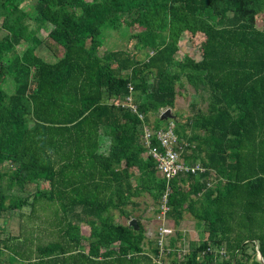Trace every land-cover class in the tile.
<instances>
[{"label":"trees","instance_id":"16d2710c","mask_svg":"<svg viewBox=\"0 0 264 264\" xmlns=\"http://www.w3.org/2000/svg\"><path fill=\"white\" fill-rule=\"evenodd\" d=\"M23 3L0 0V164H13L7 189L27 180L49 181L47 198L70 219L61 224L60 242L37 247L35 261L16 254L27 264H158L136 244L143 240L139 223L137 229L112 224L110 212H121L128 199L145 193L160 201L165 182L147 155L143 129L171 121L175 150L206 172L171 181L166 218L178 223L186 212L198 222H220L231 252L220 264H246L237 258L245 242L257 243L264 259V24L258 29L253 21L264 0H34L22 8ZM119 19L159 38L146 61L128 51L98 53L102 27ZM41 30L44 40L37 36ZM164 33L206 38L201 59L191 60L181 75L171 70L175 50L163 44ZM41 45L55 62L38 56ZM180 78L209 104L202 112L191 101L193 116L181 129L174 120L160 119L161 110L175 106ZM8 80L14 89L9 95L3 89ZM128 96L136 113L112 102ZM149 115H156L152 126ZM26 205L0 192V211ZM77 221L88 225V236ZM153 254L159 256L157 245ZM175 264L197 262L193 257Z\"/></svg>","mask_w":264,"mask_h":264},{"label":"rangeland","instance_id":"374dc122","mask_svg":"<svg viewBox=\"0 0 264 264\" xmlns=\"http://www.w3.org/2000/svg\"><path fill=\"white\" fill-rule=\"evenodd\" d=\"M28 5H30V3L24 2L21 7L25 8L24 6ZM254 14V25L258 29H262L264 24V6L257 7L254 10ZM121 21L122 20L119 19L113 27L110 24H106L102 27L99 37L100 44H98V53L101 55L108 50L128 51L138 61H146L152 54L156 43L158 44L159 38L155 34H146L144 32V30L147 31L145 26L127 27ZM164 35L165 41L163 44L175 50L172 61V63H174L171 66L173 73H179L181 75V70L187 67L191 60L198 61L201 59L202 49L206 43V38L202 34L180 33L178 37L174 39L171 37L167 38L166 33H164ZM37 36L41 40L46 38L42 30L37 33ZM25 47L26 45L23 44L18 50H24ZM49 52L50 51L43 45L39 46L37 50L38 56L42 57L46 62L53 63L56 59L53 58ZM127 74L128 72L123 73L124 76ZM153 75L154 73L150 75V79L148 80L150 84ZM3 76L4 72L0 70V77ZM6 79L5 81H7ZM3 89L6 94H11L14 90L12 82L8 80L7 84H4ZM175 89V106L173 109L167 108V110H170L173 116L171 120H174L181 129V124L185 125L186 119L193 116L191 107L189 106L191 101H194L198 110L202 112H208L209 104L206 95L201 91H195L186 83L185 79L180 78L175 84ZM135 95L136 93L134 97ZM140 99L141 101L144 100L145 95H140ZM148 117L149 125L152 126L156 115H149ZM160 127H166V122H162ZM197 133L201 134L200 131ZM56 167L57 165H55V168ZM12 169L13 164L7 162L0 164V192L3 191L7 195H15L22 198L27 201V205L18 210L0 211V264H27V261H23V257L18 254H22L31 261H35L38 257L37 247H44L50 243H56L62 240L60 231L61 224L65 225L64 219L67 221L70 217L64 215L59 206L55 202L49 201L47 198L52 194V186L49 181L40 179L27 180L23 182L22 186L14 184L7 189L6 186L9 182L8 175H10ZM215 182L216 181L209 183V186L213 188L216 185ZM38 193L42 195V197L40 196L34 199L33 197ZM68 196H65V198L68 199ZM6 204L7 200L5 202V205ZM158 205L159 200L145 193L139 197L128 199L126 203L120 207L121 212L120 209L110 212L112 224L129 226L132 220L139 223L141 231L143 232V240L136 244L141 247L149 257L154 259V262L158 260V257L155 258L153 254V251L156 249V230L162 223V220L159 218L160 214L157 213ZM79 210L80 209L77 208L76 213H80L78 212ZM86 218L87 220H96V218L91 216H86ZM61 219H63V222ZM78 225L81 234L88 236V225L85 222H78ZM166 225L172 230V235L168 236L166 240L168 244L169 241H171L170 248L172 252H169V254L166 252L162 255L159 254L161 257L160 261L164 264L177 263V251H180L181 262L195 257L198 263L220 264L221 260L216 256L218 255L216 252L218 249H223L226 252L223 259H230L231 252L227 249L229 236L226 235V239L223 238L221 234L222 225L220 222H198L185 212L178 223H174L169 219L166 221ZM211 232L216 233L214 240L210 238ZM238 234H240L239 231H237V235ZM235 236L232 234L231 240H233ZM214 241H220V243L214 244ZM87 243L86 241L82 244L81 250L86 251ZM207 244L213 250V255H205L202 253L201 247L204 249ZM245 244L246 246L243 251L237 253V258L246 264H252L253 261H258L254 249L256 246L255 243L245 242ZM117 245L118 243H115L111 247L116 248ZM16 252L18 254H16ZM11 257H14L13 261L10 260Z\"/></svg>","mask_w":264,"mask_h":264},{"label":"built area","instance_id":"2783aa9c","mask_svg":"<svg viewBox=\"0 0 264 264\" xmlns=\"http://www.w3.org/2000/svg\"><path fill=\"white\" fill-rule=\"evenodd\" d=\"M132 91V87H129L130 95ZM112 102L117 106L119 105L121 107H127L131 110V112L136 113V107L133 105L131 96H128L123 103H120L119 101ZM165 110L166 109L160 111V117L165 112ZM143 134L144 142L148 148L147 155L151 156L154 161L156 175L165 182V190L160 198L157 208V213L160 214L159 218L162 220V223L156 230L157 237L155 238V242L160 255L165 252L169 254V252H172V249L169 248L166 240L168 236L172 235V230L166 225V221H168L166 214L169 210L167 200L168 195L171 192L170 183L180 174H190L200 177L206 172V169L200 163L190 165L182 160L179 153L175 150L177 145V136L175 134V125L173 122L170 121L166 127L157 130L145 126L143 129ZM152 139L156 140L158 146L152 144ZM216 252L218 254L216 256L220 257L221 259H223L226 254L223 249H218ZM202 253L205 255H213V250L207 244L202 250ZM160 258L161 257L158 256L156 263L164 264L162 261H160ZM177 262H181V254L178 257ZM197 264L203 263L197 262Z\"/></svg>","mask_w":264,"mask_h":264},{"label":"water","instance_id":"95a60500","mask_svg":"<svg viewBox=\"0 0 264 264\" xmlns=\"http://www.w3.org/2000/svg\"><path fill=\"white\" fill-rule=\"evenodd\" d=\"M173 116L171 115V112L170 110H166L160 117L161 120H168V119H172ZM129 226L130 227H133L134 229H137V225H136V221L135 220H132L130 223H129ZM258 262L260 264H264V259L262 258L261 254L258 253Z\"/></svg>","mask_w":264,"mask_h":264},{"label":"crops","instance_id":"0c3cea01","mask_svg":"<svg viewBox=\"0 0 264 264\" xmlns=\"http://www.w3.org/2000/svg\"><path fill=\"white\" fill-rule=\"evenodd\" d=\"M33 1H34V0H24V2L30 3V5L33 3ZM30 5H28V6H30ZM28 6H24V7L26 8V7H28ZM22 8H23V7H22ZM168 220H169V219H168ZM169 240H170V239H169ZM169 240H168V241H169ZM170 242H171V241H169V244H168L169 248L171 247V245H170L171 243H170ZM173 244H174V243H173ZM175 245H176V243H175ZM255 245H256V246H255L256 255H257V257H258V254H257V251H258V250H257V249H258V245H257V243H255ZM170 249H171V248H170ZM176 250H178V249H176ZM179 252H180V251H177V253H178V257H179V255H180ZM258 253H259V252H258ZM219 258H220V257H219ZM220 260H221L220 262H223V261L226 260V259H221V258H220ZM162 263H163V262H162ZM233 264H234V263H233Z\"/></svg>","mask_w":264,"mask_h":264},{"label":"clouds","instance_id":"9594fccd","mask_svg":"<svg viewBox=\"0 0 264 264\" xmlns=\"http://www.w3.org/2000/svg\"><path fill=\"white\" fill-rule=\"evenodd\" d=\"M166 110H167V109H166ZM166 110H165V111H166Z\"/></svg>","mask_w":264,"mask_h":264}]
</instances>
